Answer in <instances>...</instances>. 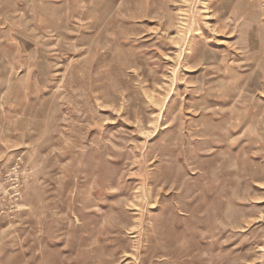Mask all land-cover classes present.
Segmentation results:
<instances>
[{
  "label": "rangeland",
  "instance_id": "374dc122",
  "mask_svg": "<svg viewBox=\"0 0 264 264\" xmlns=\"http://www.w3.org/2000/svg\"><path fill=\"white\" fill-rule=\"evenodd\" d=\"M0 264H264V0H3Z\"/></svg>",
  "mask_w": 264,
  "mask_h": 264
},
{
  "label": "crops",
  "instance_id": "0c3cea01",
  "mask_svg": "<svg viewBox=\"0 0 264 264\" xmlns=\"http://www.w3.org/2000/svg\"><path fill=\"white\" fill-rule=\"evenodd\" d=\"M2 2H3V0H0V7H2ZM0 18H2V15H0ZM0 52H1V45H0Z\"/></svg>",
  "mask_w": 264,
  "mask_h": 264
}]
</instances>
